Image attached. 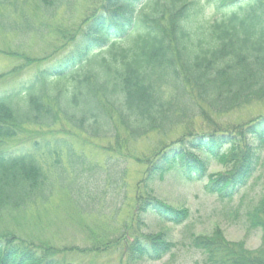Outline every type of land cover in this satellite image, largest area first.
<instances>
[{
    "label": "trees",
    "instance_id": "obj_1",
    "mask_svg": "<svg viewBox=\"0 0 264 264\" xmlns=\"http://www.w3.org/2000/svg\"><path fill=\"white\" fill-rule=\"evenodd\" d=\"M22 1L0 0V33L25 40L21 50L34 35L45 36L39 27L47 17L71 6V0H36L32 12L26 8L29 0ZM36 12L39 22L31 18ZM5 53L19 50L9 47ZM27 82L0 95V216L44 206L57 182L75 189L85 170H96L69 136L53 132L62 120L93 139L113 138L121 127L137 141L173 131L199 116L204 106L227 114L263 101L264 0H107L71 49ZM33 126L52 130L51 138L33 141L31 151L8 149L10 139ZM244 126L241 136L222 130L181 138L149 161L148 174L160 179L176 171L189 181H201L212 159L221 161L235 151L241 159L234 171L209 176L206 186L221 201L234 202L264 162L261 151L241 147L247 139L264 146V117ZM77 187L78 194L85 189L79 183ZM81 201L77 209L92 208L85 198ZM141 211L176 225L191 216L189 209L153 196ZM246 215L252 228L264 232V191ZM215 235L193 241L205 264H264L263 250L247 251L218 231ZM131 248V261L153 262L171 253L175 243L163 232L138 239ZM72 250L0 235V264H73L64 259Z\"/></svg>",
    "mask_w": 264,
    "mask_h": 264
},
{
    "label": "rangeland",
    "instance_id": "obj_2",
    "mask_svg": "<svg viewBox=\"0 0 264 264\" xmlns=\"http://www.w3.org/2000/svg\"><path fill=\"white\" fill-rule=\"evenodd\" d=\"M106 1L71 0V8L62 7L56 17L44 20L39 28L45 36L34 35L32 43L26 44L23 50L20 47L25 40L19 39L16 33H8L10 35L5 37L0 33V95L5 96L21 83H28V78L38 69L49 67L68 52ZM35 5L36 0H29L26 8L35 12ZM206 11L208 16L212 14L209 8ZM31 18L35 22L40 21L38 13L32 14ZM9 47L19 50V53L8 55L5 51ZM14 102H19V98ZM260 117H264V100L227 114H218L204 106L199 116L175 127L173 131L154 132L137 141L121 127L113 138L93 139L62 120L52 128L53 132L60 133L58 135L62 138L69 136L77 153L86 156L87 164L96 167V170H85L75 189L62 187L57 182L52 199L44 206L23 212L14 210L10 215L2 214L0 235L16 234L23 240L38 244L48 241L56 248H74L64 257L66 262L73 264H205V256L193 245V241L195 236L203 239L215 237L217 231L225 241L240 244L247 251L264 252V232L252 228L246 215L264 191V162L250 186L231 203L206 192V178L187 183L174 174L160 179L151 178L148 174L149 161L160 150L169 148L181 138L222 130L241 136L244 125ZM52 130L30 127L25 134L10 139L7 147L31 151L32 142L42 136L51 138L52 133L48 131ZM241 147L254 154L261 151L264 158V146L252 139H247ZM240 156L241 153L233 151L221 161L212 159L207 169L208 177L233 172ZM48 173L56 178L53 172ZM78 183L85 186L79 194L76 191ZM67 184L70 185V182ZM152 196L175 208L189 209L190 218L182 225H175L163 223L153 213L147 215L141 208ZM84 198L90 205L87 207H92L87 211L77 209L82 206ZM163 232L175 243L171 253L159 261H131L132 243Z\"/></svg>",
    "mask_w": 264,
    "mask_h": 264
}]
</instances>
